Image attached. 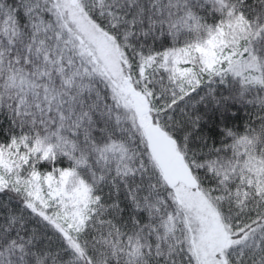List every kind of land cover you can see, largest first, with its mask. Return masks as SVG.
Masks as SVG:
<instances>
[{"label":"snow or ice","instance_id":"1","mask_svg":"<svg viewBox=\"0 0 264 264\" xmlns=\"http://www.w3.org/2000/svg\"><path fill=\"white\" fill-rule=\"evenodd\" d=\"M0 264H264V0H0Z\"/></svg>","mask_w":264,"mask_h":264}]
</instances>
